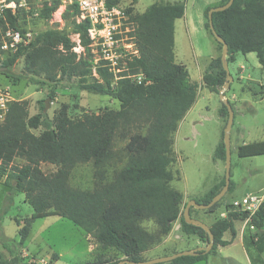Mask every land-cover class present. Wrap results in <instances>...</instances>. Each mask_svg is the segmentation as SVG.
<instances>
[{
  "label": "trees",
  "instance_id": "trees-1",
  "mask_svg": "<svg viewBox=\"0 0 264 264\" xmlns=\"http://www.w3.org/2000/svg\"><path fill=\"white\" fill-rule=\"evenodd\" d=\"M120 1L106 0V3L113 6ZM227 1L223 0L222 4ZM59 7V2L44 1L39 15L49 20ZM210 8L205 12V26L211 33ZM184 13L183 1L153 3L145 11L132 16L128 12L136 27L137 53L126 52L118 66L120 71L115 73L105 61L96 62L89 36L90 24L84 19L78 21L81 12L76 2L68 3L62 17L73 32L79 34L84 48L81 54L74 50L76 42L69 33L50 28L37 33L29 45L21 47L0 67L10 70L23 58L24 72L33 81L43 76L44 83H57L64 77H75L82 89L112 95L120 102L118 109L105 108L98 114L86 113L78 119L68 115L66 105L50 118L43 111L31 116L26 101L13 103L5 123L0 126V178L7 175L6 184L15 192L24 193L33 213L20 227L18 241L3 240L5 251L0 252V264H33L22 257V246L33 222L52 215L69 219L103 248L115 249L133 261L145 260L143 253L161 236L168 235L177 219L186 234L197 235L204 243L209 242V234L204 228L185 220L183 194L171 184L175 178L171 169L176 161L174 134L179 122L195 104L200 88L199 83L191 79L187 66L175 62V22ZM19 18L18 13L7 9L3 23L21 28ZM213 25L228 43L229 63L239 52H256L264 66V0H234L229 8L213 13ZM138 75L142 76L140 82L135 79ZM226 80L227 73L221 56H218L210 62L203 82L217 92L218 86L224 85ZM232 108L234 110L233 105ZM220 115L229 116L225 104ZM142 121L147 123L146 131L130 136L126 164L111 181H105L103 167L115 156L116 136L121 130L137 126ZM38 128L42 132L34 133L32 129ZM222 138L223 142L216 146L215 159H226L224 130ZM262 154L264 140L238 147L240 157ZM17 157L24 163L12 167ZM44 162L56 165L57 170L44 172L41 168ZM84 162H92L95 167L98 180L92 189L75 188L69 182L72 168ZM224 184L225 175L205 197L196 200L210 202ZM233 185L231 179L230 191ZM219 204L220 201L205 211L213 213ZM226 209L227 216L210 225L214 234L211 251L177 257L168 263L193 264L215 253L219 246L230 244L237 234L236 223L243 219V214L232 208V204H227ZM195 210L191 207L190 214L196 218L192 214ZM148 220L156 223L158 233L144 227L143 223ZM253 222L256 232L253 234L248 230L244 242L263 253L264 202ZM227 232L231 239L224 238ZM57 259L58 256L53 254L52 260ZM121 260H100L92 264H119ZM252 262L264 264V259L253 258Z\"/></svg>",
  "mask_w": 264,
  "mask_h": 264
},
{
  "label": "rangeland",
  "instance_id": "rangeland-1",
  "mask_svg": "<svg viewBox=\"0 0 264 264\" xmlns=\"http://www.w3.org/2000/svg\"><path fill=\"white\" fill-rule=\"evenodd\" d=\"M11 1L15 3L16 7L14 10L20 17L19 26L24 30H30L33 36L50 28H56L69 33L72 39L76 41L77 34L73 32V28L62 17V13L68 4L60 6L54 12L53 17L46 20L39 15L40 8L45 0ZM172 1L177 0H121L118 5L120 8L130 12L132 16L135 13L145 11L153 3L164 4ZM181 1L186 3L188 12L193 8L204 7L205 9L207 7V4H205L206 0ZM222 3H224L223 0L221 1ZM127 27L128 34L124 36L123 40L125 43L132 45L131 49H134L135 23L129 19ZM190 30V34L185 32L186 45L183 46L185 47L183 63L188 69H194L196 65L204 67L206 61L213 54V44H217V53L218 56H221L222 45L219 44L212 33L201 27V22L198 18ZM79 50L78 53L81 54L84 48ZM124 56L120 59V62ZM241 66L244 67L243 72H240ZM229 75L232 80L229 88L225 91V95L234 107L235 125L243 120L246 133L240 139H248L249 130H253L252 132L258 137H264V68H262L256 52L237 53L235 60L229 63ZM193 77H197L195 72H193ZM43 78L41 76L38 81H33L32 77L24 72L23 58H20L10 70L0 69V85H11L16 100L28 103V111L31 116L43 111L50 118H53L64 105L68 107L67 112L72 119L81 118L86 113L98 114L105 108H120L118 99L112 95L96 94L82 89L78 84V79L75 77H64L57 83H44ZM222 90L223 85L218 86L216 92L204 84L199 89L192 111L175 134L174 148L177 161L171 165V169L173 172L180 169L182 178L174 180L172 185L177 189H181L186 195H193V193L211 183L216 172V162L221 161L225 170V159H220V161L214 159L216 146L223 142L222 131L228 120V116L222 117L220 115V109L223 106V101L220 98ZM53 91L54 96H51ZM48 98L50 106L45 111V100ZM250 106H256L259 113L250 115L248 113L252 109ZM236 109L243 111L241 114L245 116L242 119L239 110L235 113ZM257 126H261L262 130L254 129ZM146 128V121H142L137 126L121 130L118 133L114 143L115 156L103 167L105 181H111L115 173L126 164L129 154L127 144L130 136L135 133L144 134ZM32 130L36 134L42 132L41 128ZM237 145L238 143L233 139L231 148V179L236 181V183L234 182L233 190L227 191L214 213L206 212V209L195 210L194 215L196 218L210 215L208 219H212L214 222L222 216L220 214L224 207L226 208L227 204H231L233 200L242 197L249 191L260 194L264 191V154L240 157ZM23 163L24 160L17 157L12 167ZM41 168L46 173H52L57 170L56 165L47 162L42 163ZM6 179L7 175H3L0 178V252L5 251L3 240L14 239L19 236V228L33 211V208L28 203L23 202V194L16 193L13 196L15 191L6 184ZM97 180L95 167L92 162L76 164L72 168L69 177L71 186L80 189H92ZM236 184L237 188L235 190ZM12 200L14 203H12ZM19 218L23 220L20 225L18 224ZM237 224L240 226L241 220H238ZM143 225L151 232L158 233V227L153 220L145 221ZM33 228L31 235L22 246V252L23 248L31 251L37 244H41L45 240L53 246V249L60 256L55 264H92L100 260L104 261L99 259L98 256V258L96 257V251L94 252L93 249H90L84 231L67 218L57 215L38 218L35 220ZM176 232L182 234L183 231L180 228ZM248 232L245 228L243 231L244 237L249 235ZM230 236L231 234L229 233L227 238H230ZM166 238L167 235L161 236L160 240L156 241L147 252L145 251L143 253L144 259L148 260L172 254L170 250L162 252L161 246L167 243ZM178 239L179 237L176 240ZM197 239L194 236H185L183 239L178 240V245L186 250L189 245H194ZM204 246H207V243ZM246 248L252 261L253 258L264 259V252L259 253L252 245L246 246ZM173 251L176 252V250ZM213 255L212 253L206 261H200L197 264H232L226 262L222 255ZM23 256L24 260L28 261L29 257L24 252ZM90 261L93 262L91 263ZM162 264L169 263L165 262Z\"/></svg>",
  "mask_w": 264,
  "mask_h": 264
},
{
  "label": "built area",
  "instance_id": "built-area-1",
  "mask_svg": "<svg viewBox=\"0 0 264 264\" xmlns=\"http://www.w3.org/2000/svg\"><path fill=\"white\" fill-rule=\"evenodd\" d=\"M48 2H59L60 6L68 3L76 2L80 9V16L78 21L82 19L87 20L90 24L89 36L92 40L93 51L96 53V62L100 60L106 64L115 73L120 71L118 68L120 59L126 52L137 53V50L131 49L132 45L124 42V36L128 34L127 23L129 14L124 8H120L118 4L108 6L106 0H45ZM15 3L11 0H0V67L6 60L13 57L18 50L30 44L33 39V34L30 30L22 31L21 28L10 26L6 21V10L12 9L15 12ZM6 26V27H5ZM75 51L83 49L79 34L76 35ZM134 47H135V38ZM96 69L94 68V73ZM96 74V73H95ZM135 79L140 82L142 76L138 75ZM16 97L11 85H0V126H2ZM264 196L260 193L248 192L242 197L235 199L231 202L232 208L243 214V229L251 231L253 234L256 232V225L253 222V217L259 211ZM256 237V235H255ZM28 262L33 264H49V260L43 258L37 259L29 257Z\"/></svg>",
  "mask_w": 264,
  "mask_h": 264
},
{
  "label": "crops",
  "instance_id": "crops-1",
  "mask_svg": "<svg viewBox=\"0 0 264 264\" xmlns=\"http://www.w3.org/2000/svg\"><path fill=\"white\" fill-rule=\"evenodd\" d=\"M177 1H181V0H177ZM177 1H172L170 3H174V2H177ZM221 1L222 0H206L205 1V4H207L206 5L207 7L205 9H204V7L193 8L189 12L187 10L186 3L183 1L185 3V13H184L183 17L177 19L176 22H175V49H174V52H175V62L176 63L184 64L183 63L184 62V59L183 58H184V53H185V47H183V46L186 45V35H185V32L186 33L188 32V34H190V32H191L190 28L194 25V23L196 22V19L197 18L201 22V27H204L206 30H208L206 28V26H205L206 21H207L206 16H205L206 9L208 7L220 5L221 4ZM217 57H218L217 44H213V54L206 61V64L204 65V67H201V65L200 66L199 65H196V66H194V69H190V68L188 69L189 70V73H190L191 79L193 81L198 82L199 85H200V88L204 86L203 76H204L205 72L208 70V66H209L210 62L213 59L217 58ZM262 68H264V66H262ZM243 71H244V67L241 66L240 72H243ZM193 72H195V75L197 77H193ZM193 107H194V105L186 113V115L184 116V118L179 122V126H178V129L177 130H179L182 122L187 119V117H188L189 113L192 111V108ZM250 107L252 108L251 111L248 112L250 115H256V114L259 113V110L257 109L256 106H250ZM238 110H239V113L241 115L240 117L242 119V117L245 116V115L241 114L243 112V111H241V109H236L235 113H237ZM254 129H256V130H258V129L259 130H262L261 126H257V128H254ZM252 131L253 130H251V131L249 130V133L247 134V138L248 139H240L246 133L245 130H244L243 120H241L237 125H235V117H234V123H233L232 129H231V148H232V144H233V139H235V141L238 143V145H237V151H238V147L241 144L248 143V142H252V141H257V140H264V137H258V135H255ZM176 132H175V134H176ZM175 134H174V144H175ZM173 149H174V155H175V158H176V161H177V156H176V152H175L174 145H173ZM216 160H219L220 161V159H216ZM220 162H216V172H215V176L213 177L211 183L208 186H205L203 189L197 191L196 193H193V195H188V194L186 195V193H184L181 189H177V188L174 187L175 189L179 190L183 194V207H185L186 203L190 199H198V198L205 197L208 194V192L215 185H217V184L220 183L221 178H222V176L224 175V172H225L224 167H223V164H222V162L220 164ZM174 176H175V178L173 179V181L174 180H180L182 178V173H181L180 169H179V171L174 172ZM172 182H171V184H172ZM234 182L236 183L235 180H234ZM236 188H237V184L235 186V190H236ZM249 192H253V191H249ZM16 193H19V192H15L13 194V196ZM21 194L24 195V193H21ZM262 195L264 196V191L262 192ZM23 202L28 203L25 200V195H24ZM12 203H14L13 200H12ZM193 208L198 209L196 207H193ZM32 213H33V211H32ZM32 213L29 215V217L32 215ZM192 214H194V213H192ZM220 215H222V216H220V218H225L227 216V209L225 207L222 210V212H221ZM52 216H54V215H52ZM209 216L210 215H207V216H204V217H197V218L198 219H201L202 221H204L206 224H208L210 226L213 223V220L212 219H208V218H210ZM48 217H51V216H48ZM19 220H20V222L23 221L20 218H19ZM34 222L32 224V227H31V231H30L29 236L31 235L32 230L34 229L33 228ZM180 228H181V221H180V219H177L174 222V225H173V228H172L171 232L167 235V238H166L167 243H169V244L166 243V244H163L161 246V249L163 250L162 251L163 253H164V251L166 252V250L167 251L170 250L172 253H174L173 250H176V252L177 251L184 250L182 247H180L178 245V240H180L181 238L183 239L185 236H194V237H197L198 238L194 242L195 244L194 245H189L191 247L188 246L187 249L203 247L205 245V243L197 235H194V234L189 235V234L183 233L184 232L183 230H182L183 231L182 234H178V232H176V231L178 229H180ZM236 229H237V234L233 238L232 242L230 244L226 245V246H219V249L215 252L216 254L213 253L214 254L213 256L222 255V258L226 262H229V263H232V264H253V262L251 260V257L249 256V253L247 251L245 242H244L245 239H244V233H243L244 229H243L242 222H241L240 226H238V224L236 223ZM84 233H85L86 238H87V240L89 242L90 249H93L94 252L95 251L97 252L96 253L97 254L96 257L98 256L99 259L110 260V259H118V258L123 259L124 258V256L121 255L117 250L111 249V248H108V249L103 248L89 234H87L86 232H84ZM228 235H229V233L227 232L225 234L224 238L225 239H231L232 238L231 236H230V238H227ZM178 237H179V239L176 240ZM19 238L20 237L17 236L16 238H14V240L18 241ZM44 250L46 251L45 253H44ZM23 252L28 257H35L37 259L43 258V259H45L47 261L49 260V264H55V262L60 257L59 254L53 249V246L51 244H49L47 241H45V240L41 244H37L31 251H30V249H26L25 250L23 248ZM23 252H22V249H21V255L24 258ZM53 254H56L58 256V259L56 261H53L52 260V255ZM210 255L211 254H209L208 256H206L204 259H202L200 261H206V259H208ZM112 257H114V258H112ZM93 261H95V260H93ZM93 261H90V262L92 263ZM200 261H197V262H195L193 264H197ZM90 262H88V263H90Z\"/></svg>",
  "mask_w": 264,
  "mask_h": 264
},
{
  "label": "water",
  "instance_id": "water-1",
  "mask_svg": "<svg viewBox=\"0 0 264 264\" xmlns=\"http://www.w3.org/2000/svg\"><path fill=\"white\" fill-rule=\"evenodd\" d=\"M234 0H228L225 4L213 6L208 11V19L210 24V30L211 33L214 35L215 39L222 44V54L221 59L223 62V67L227 73V80L225 84L223 85V90L220 92V98L223 101V104H225L229 111V116L227 123L224 127V143H225V149H226V159H225V184L221 188V190L210 200L208 203L198 202L196 199H190L185 207H184V217L185 220L189 223L198 225L209 234V242L207 243V246L198 247V248H191L186 250H181L174 252L172 254H166L158 257H154L148 260H140V261H133L128 258H124L120 261L119 264H157V263H165L170 262L174 260L177 257L181 256H188V255H197L200 251L203 253H208L211 251V249L214 246V234L211 231V228L208 224H206L204 221L198 218H194L190 214L191 207H196L198 209H208L212 207L214 204H216L218 201H220L223 196L227 193L229 190L230 182H231V169H232V151H231V129L234 123V110L232 108V105L227 99L225 95V91L230 86V81L232 80V77L229 75V62L227 60L228 52H229V46L228 43L225 41V39L217 33V31L214 28L213 25V13L216 11H222L227 8H229L233 4ZM50 106L49 98L45 100V107L44 110L46 111L47 108Z\"/></svg>",
  "mask_w": 264,
  "mask_h": 264
}]
</instances>
